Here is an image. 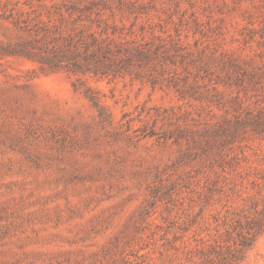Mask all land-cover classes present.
Wrapping results in <instances>:
<instances>
[{
	"label": "rangeland",
	"instance_id": "obj_1",
	"mask_svg": "<svg viewBox=\"0 0 264 264\" xmlns=\"http://www.w3.org/2000/svg\"><path fill=\"white\" fill-rule=\"evenodd\" d=\"M257 163L264 0H0V264L236 245Z\"/></svg>",
	"mask_w": 264,
	"mask_h": 264
},
{
	"label": "trees",
	"instance_id": "obj_2",
	"mask_svg": "<svg viewBox=\"0 0 264 264\" xmlns=\"http://www.w3.org/2000/svg\"><path fill=\"white\" fill-rule=\"evenodd\" d=\"M238 181L240 186L248 184L252 193L242 199L238 211H226L221 221L223 233L237 237L236 245H162L161 264L243 263L253 239L264 231V163L248 164Z\"/></svg>",
	"mask_w": 264,
	"mask_h": 264
}]
</instances>
